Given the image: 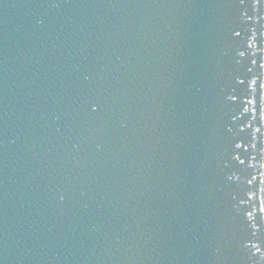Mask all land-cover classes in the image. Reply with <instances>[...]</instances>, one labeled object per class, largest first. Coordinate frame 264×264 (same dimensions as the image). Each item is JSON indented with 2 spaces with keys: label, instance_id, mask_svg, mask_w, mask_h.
Returning <instances> with one entry per match:
<instances>
[{
  "label": "water",
  "instance_id": "95a60500",
  "mask_svg": "<svg viewBox=\"0 0 264 264\" xmlns=\"http://www.w3.org/2000/svg\"><path fill=\"white\" fill-rule=\"evenodd\" d=\"M0 264H264V0H0Z\"/></svg>",
  "mask_w": 264,
  "mask_h": 264
}]
</instances>
